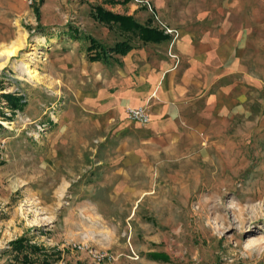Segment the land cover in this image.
Segmentation results:
<instances>
[{"label": "rangeland", "instance_id": "374dc122", "mask_svg": "<svg viewBox=\"0 0 264 264\" xmlns=\"http://www.w3.org/2000/svg\"><path fill=\"white\" fill-rule=\"evenodd\" d=\"M122 1L0 0V264L22 236L51 264H264V85L251 114L161 134L116 109L123 57L90 60L127 38L96 5L179 26L227 0Z\"/></svg>", "mask_w": 264, "mask_h": 264}, {"label": "crops", "instance_id": "0c3cea01", "mask_svg": "<svg viewBox=\"0 0 264 264\" xmlns=\"http://www.w3.org/2000/svg\"><path fill=\"white\" fill-rule=\"evenodd\" d=\"M225 4L226 12H199L194 21L186 13L179 26L165 23L158 15L155 24L153 18L142 22L133 13L116 12L167 36L145 42L132 35L133 48L116 54L125 61L123 86L114 95L117 111L147 104L150 122L144 126L161 134L186 129L184 125L192 131L203 130L199 127L205 115L223 120L251 114L252 97L245 82L261 89L264 85V71L258 79L251 72L264 69V0H227ZM116 55L96 61L108 63ZM237 76L243 79L237 81ZM260 101L264 109V92Z\"/></svg>", "mask_w": 264, "mask_h": 264}, {"label": "trees", "instance_id": "16d2710c", "mask_svg": "<svg viewBox=\"0 0 264 264\" xmlns=\"http://www.w3.org/2000/svg\"><path fill=\"white\" fill-rule=\"evenodd\" d=\"M92 15L97 21L113 26L118 29L120 33L128 35L126 39L119 40L111 46H106L95 38L89 37L91 43L89 49L95 52L90 58L92 61H108L111 56L116 54H126L133 48L130 40L132 35L139 37V39L145 42L161 41L167 37L163 31L148 25H143L131 15L116 13L102 5L94 6ZM3 97L7 98V103L10 105V108L16 109L22 107V97H19V95L4 93ZM2 112L3 111L0 110V115ZM11 246L12 250L19 255L23 264H33L35 262H40V264L52 263V255L45 253L43 247L31 243L27 236H22L13 240ZM153 256L155 258L167 260V255L164 253H155Z\"/></svg>", "mask_w": 264, "mask_h": 264}, {"label": "built area", "instance_id": "2783aa9c", "mask_svg": "<svg viewBox=\"0 0 264 264\" xmlns=\"http://www.w3.org/2000/svg\"><path fill=\"white\" fill-rule=\"evenodd\" d=\"M39 1L41 0H25V2L31 7L36 5ZM128 115L132 120L137 121L142 125H146L150 122V113L147 104L130 107L128 109ZM106 256L107 253H94V257H96L97 260H103Z\"/></svg>", "mask_w": 264, "mask_h": 264}, {"label": "bare ground", "instance_id": "6f19581e", "mask_svg": "<svg viewBox=\"0 0 264 264\" xmlns=\"http://www.w3.org/2000/svg\"><path fill=\"white\" fill-rule=\"evenodd\" d=\"M14 53H15V50H10V51L3 52V54H6L7 56H11Z\"/></svg>", "mask_w": 264, "mask_h": 264}]
</instances>
